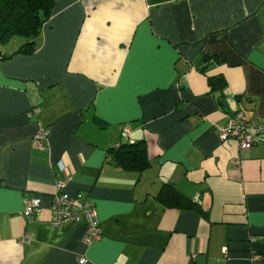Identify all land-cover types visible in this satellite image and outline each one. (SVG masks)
I'll use <instances>...</instances> for the list:
<instances>
[{
	"label": "crops",
	"instance_id": "0c3cea01",
	"mask_svg": "<svg viewBox=\"0 0 264 264\" xmlns=\"http://www.w3.org/2000/svg\"><path fill=\"white\" fill-rule=\"evenodd\" d=\"M238 111L264 122V0H56L33 51L0 60V264H264V133L242 150L215 132ZM124 126L137 170L107 159ZM57 181L89 197L99 240L50 226ZM165 185L198 210L165 206Z\"/></svg>",
	"mask_w": 264,
	"mask_h": 264
},
{
	"label": "trees",
	"instance_id": "16d2710c",
	"mask_svg": "<svg viewBox=\"0 0 264 264\" xmlns=\"http://www.w3.org/2000/svg\"><path fill=\"white\" fill-rule=\"evenodd\" d=\"M56 0H0V44H6L14 37L24 40L23 44L11 55L28 54L33 51L35 39L43 25L51 16ZM10 55V56H11ZM10 56L2 55L0 60ZM209 91L220 95L226 88L221 75L207 78ZM145 149L140 143L126 141L107 152V159L123 170H137L147 165ZM158 199L167 207L198 210V205L184 197L171 185H165Z\"/></svg>",
	"mask_w": 264,
	"mask_h": 264
},
{
	"label": "built area",
	"instance_id": "2783aa9c",
	"mask_svg": "<svg viewBox=\"0 0 264 264\" xmlns=\"http://www.w3.org/2000/svg\"><path fill=\"white\" fill-rule=\"evenodd\" d=\"M32 114H37L39 108L35 107L31 110ZM215 132L221 141H235L238 147L242 150H249L255 143L254 136L256 134L264 133V122H259L255 119H247L243 112H236L230 115L225 124L215 127ZM123 137L126 141L130 140V128L124 126L122 128ZM49 135L47 129L41 131L38 135L35 144L38 149H44L46 146V139ZM22 215L27 221L34 220L41 212V201L39 198H27L23 202ZM50 221L49 224L53 228H59L64 225H83L85 234L83 236V243L90 245L94 241L101 238V230L97 221L96 212L93 204L86 194L79 193L71 196L64 191V183L57 181L55 184V192L51 196L50 203ZM31 237L26 234L22 242L29 243ZM250 243L256 240L250 237ZM226 254V249L223 250V255ZM258 255L251 256L252 261H257ZM78 264H85L87 262L85 257L78 260Z\"/></svg>",
	"mask_w": 264,
	"mask_h": 264
},
{
	"label": "rangeland",
	"instance_id": "374dc122",
	"mask_svg": "<svg viewBox=\"0 0 264 264\" xmlns=\"http://www.w3.org/2000/svg\"><path fill=\"white\" fill-rule=\"evenodd\" d=\"M17 39V38H16ZM21 39V38H20Z\"/></svg>",
	"mask_w": 264,
	"mask_h": 264
}]
</instances>
